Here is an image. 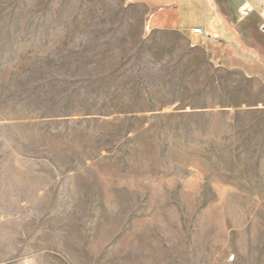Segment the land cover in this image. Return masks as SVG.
<instances>
[{"label": "rangeland", "instance_id": "1", "mask_svg": "<svg viewBox=\"0 0 264 264\" xmlns=\"http://www.w3.org/2000/svg\"><path fill=\"white\" fill-rule=\"evenodd\" d=\"M140 21L0 0V264H264V83Z\"/></svg>", "mask_w": 264, "mask_h": 264}, {"label": "crops", "instance_id": "2", "mask_svg": "<svg viewBox=\"0 0 264 264\" xmlns=\"http://www.w3.org/2000/svg\"><path fill=\"white\" fill-rule=\"evenodd\" d=\"M140 12L142 31L183 41V52H202L209 66L241 72L264 83V0H123ZM201 28L217 38L192 33Z\"/></svg>", "mask_w": 264, "mask_h": 264}, {"label": "built area", "instance_id": "3", "mask_svg": "<svg viewBox=\"0 0 264 264\" xmlns=\"http://www.w3.org/2000/svg\"><path fill=\"white\" fill-rule=\"evenodd\" d=\"M192 33L197 35H203L206 39L208 38L215 40L217 38L215 35L206 34L201 28H193Z\"/></svg>", "mask_w": 264, "mask_h": 264}]
</instances>
